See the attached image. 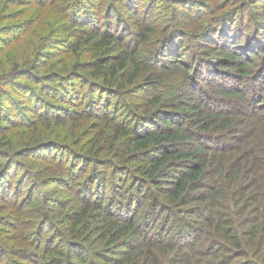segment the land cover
<instances>
[{
	"label": "trees",
	"instance_id": "trees-1",
	"mask_svg": "<svg viewBox=\"0 0 264 264\" xmlns=\"http://www.w3.org/2000/svg\"><path fill=\"white\" fill-rule=\"evenodd\" d=\"M147 1L0 0V264H264V0Z\"/></svg>",
	"mask_w": 264,
	"mask_h": 264
},
{
	"label": "rangeland",
	"instance_id": "rangeland-1",
	"mask_svg": "<svg viewBox=\"0 0 264 264\" xmlns=\"http://www.w3.org/2000/svg\"><path fill=\"white\" fill-rule=\"evenodd\" d=\"M149 2V0L146 2V3H143L142 5H141V8L142 9H144L145 7H146V5H147V3ZM160 8H161V6H160ZM162 10L163 9H156V11H154V16L155 17H157V18H160V19H163V20H166L167 18H166V16H163L162 15ZM250 15H247V21H246V23H248V24H250ZM235 31H236V28H234V29H232L230 32H229V34L232 36L234 33H235ZM187 49L189 48V44H187L186 46H185ZM181 52H185V50L184 49H182L181 50ZM246 87H251V84H249V83H246ZM242 105V104H241Z\"/></svg>",
	"mask_w": 264,
	"mask_h": 264
}]
</instances>
